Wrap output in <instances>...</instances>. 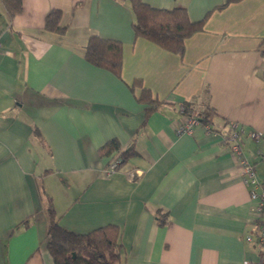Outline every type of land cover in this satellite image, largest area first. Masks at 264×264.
<instances>
[{"label":"crops","instance_id":"obj_1","mask_svg":"<svg viewBox=\"0 0 264 264\" xmlns=\"http://www.w3.org/2000/svg\"><path fill=\"white\" fill-rule=\"evenodd\" d=\"M144 1L185 5L192 20L212 12L179 54L136 35L132 0H21L14 15L0 0V264H54L48 197L67 228L117 224L122 264L262 256L247 239L256 203L225 135L230 120L243 126L264 180V0ZM53 8L63 31L45 26ZM93 34L122 42L120 75L86 59ZM137 78L161 101L148 115ZM186 101L215 108L213 129L178 133ZM112 138L135 154L107 175L118 154L99 148Z\"/></svg>","mask_w":264,"mask_h":264},{"label":"trees","instance_id":"obj_2","mask_svg":"<svg viewBox=\"0 0 264 264\" xmlns=\"http://www.w3.org/2000/svg\"><path fill=\"white\" fill-rule=\"evenodd\" d=\"M231 1L235 0H225L219 8ZM21 3V0H4L5 7L11 15L21 9ZM132 9L135 16L133 26L136 35L146 37L179 54L184 52L185 40L202 29L212 12L209 10L203 18L192 20L185 5L177 4L171 8H161L144 0H132ZM61 17L62 11L53 8L47 14L46 28L63 31L64 29L60 26ZM258 48L264 56V37ZM85 57L92 64L120 75L123 64L122 42L93 34L86 45ZM138 83L142 87L137 100L147 104L146 114L148 115L159 107L161 101L154 96L150 88L142 85L139 78L135 79V84ZM181 107L185 108L184 114L197 115L203 125L210 124L212 128L214 127L216 110L210 104L197 109L194 102L186 101ZM115 152L118 154L116 158L121 168L127 159L135 154V149L133 145L123 148L116 138L108 140L99 148L101 156H109ZM46 213L47 247L54 264H122L121 228L117 224H105L87 232L67 228L61 224V218L57 216L51 197H48L46 203ZM27 224L28 221H25V225Z\"/></svg>","mask_w":264,"mask_h":264},{"label":"built area","instance_id":"obj_3","mask_svg":"<svg viewBox=\"0 0 264 264\" xmlns=\"http://www.w3.org/2000/svg\"><path fill=\"white\" fill-rule=\"evenodd\" d=\"M0 43V50H1ZM180 111L184 114L185 108L181 107ZM201 120L197 115H186L184 114L183 121L178 126V133H191L194 128L201 125ZM225 140L227 141L230 151L235 155L238 161L240 173L243 181L249 187L251 199L256 203L257 211L259 213L257 233L256 235H249L247 239L250 241L258 242L263 249L262 256L259 259H245L243 264H264V180H260L257 174L254 163L248 158L244 152L242 144V135L244 128L237 121L230 120ZM207 129H213L212 125H204ZM250 135L254 139H261L263 133L260 130L253 129L250 131ZM119 160L113 159L110 164L105 168V173L110 175L111 173L119 170Z\"/></svg>","mask_w":264,"mask_h":264}]
</instances>
